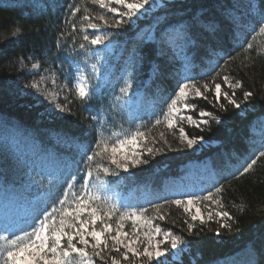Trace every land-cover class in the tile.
I'll return each mask as SVG.
<instances>
[{
  "label": "trees",
  "instance_id": "1",
  "mask_svg": "<svg viewBox=\"0 0 264 264\" xmlns=\"http://www.w3.org/2000/svg\"><path fill=\"white\" fill-rule=\"evenodd\" d=\"M246 1L248 10L238 0H219V3L217 0H167L157 11L137 20L135 24H125L118 30L109 29L112 33L110 41L116 44V54L108 58L111 70L106 81L100 82L91 75V63L95 57L79 52V36L73 37L75 46L68 44L71 51H58L53 43L58 39L61 28L67 31L64 20L69 4L81 8V13L74 18L78 29L86 27L80 20L82 15L106 14L111 17L114 14L107 13L92 0H0V120L17 122L40 144L42 154L52 153L59 161L65 162L78 160V145L93 140L91 130L95 121L92 117L97 114L99 128L109 141L141 128L145 136L139 139L146 141L148 148L153 149L151 154L145 150L141 157L149 162L129 167L127 172L121 171L118 176L108 177L109 185L128 198L125 204L110 200L125 207L149 208L146 219L151 218L162 230H170L182 237L181 245L188 252L181 262L171 261V264H264V159L258 161L246 176L224 182L225 191L219 194V198L222 199L223 210L235 218L236 224L231 231L222 229L219 237L214 235L217 227L214 222H209L212 231L207 227L199 231L197 221V230L188 234L184 220L190 214L166 203L170 199L180 198V194L167 191V182L187 184L193 179L196 182L188 193L207 195L209 191H214L213 186L223 176L241 168L258 151L264 150V132L253 133L255 125L264 119V36L249 34L250 29L243 25L240 31L222 26L216 34L194 30L192 43L175 44L180 49L178 54L172 50V45L147 40L148 35L151 32L155 34L166 19L187 20L209 11L220 13L221 5H234L232 14L241 20H248L255 15L250 5L259 6L260 0ZM17 28L20 34L13 37L12 32ZM253 35L256 36L255 40H252ZM245 38L256 49L257 55L252 60L245 53L237 55V40L243 42ZM134 55L142 56L143 60L130 68ZM228 56H235L236 59L221 72V76L227 73L242 80L244 87L236 90L237 99L242 100V93L248 90L254 91L255 97L247 104L242 103L243 110L227 105V111H219L218 107L213 106V94L205 92L208 99L194 97L188 100L189 104L196 105L193 114L198 117L200 110L210 111L219 116L221 123L211 121L210 126L199 128L180 125L190 138L203 137V140L217 143V146L198 154L186 144H181L179 132L168 129L166 123L150 127L155 119L163 120L162 112L167 111L170 98L175 99L173 93L178 92V83L185 72V57L191 61L188 75L202 85L209 74L215 75L216 71H220L222 58ZM21 58L27 67L19 64ZM33 62L56 71H60L63 65L62 72L68 75L69 65H72V72L78 73V76L85 75L93 89L99 86L100 95L93 97L89 105H83L75 96H70L68 99L71 102L67 107L71 109V115L53 112L48 105H39L33 98L23 96L15 87V84L22 87L31 81ZM77 66L79 72L76 71ZM130 71L131 101L125 103L128 97L116 101L114 97L121 95L120 88L129 79ZM217 82L222 84V93L230 91L221 79L218 78ZM138 94H141V98L136 102ZM219 102L226 104L223 97ZM61 104H65V98ZM137 108L141 119L133 121L131 113ZM173 131L176 135H173ZM161 133L170 147L160 139ZM207 164L211 173L207 177L195 178L194 175ZM3 178L7 183L11 182L9 175L0 173V179ZM155 204L165 205L160 211L165 216L164 220L155 218L156 214L152 211ZM115 220L113 217V222ZM123 224L127 231L133 230L131 220H125ZM165 248L169 259L172 257L171 249L168 246Z\"/></svg>",
  "mask_w": 264,
  "mask_h": 264
},
{
  "label": "snow or ice",
  "instance_id": "2",
  "mask_svg": "<svg viewBox=\"0 0 264 264\" xmlns=\"http://www.w3.org/2000/svg\"><path fill=\"white\" fill-rule=\"evenodd\" d=\"M92 3L114 15L111 17L106 14L82 15L80 20L86 24V27L78 29L74 18L78 13H81V8L75 4H69L67 6L68 14L64 20L67 31L63 28L59 30L58 39L54 41L53 46L58 51L68 49L69 43H72L73 46L76 45L73 37L79 36V52L85 56L95 57L94 62L91 63V75L101 81L104 79L102 72L111 70L107 56L111 52L110 37L112 33L108 30H118L125 24H135L136 20H133V17L138 20L140 16L146 15L156 7V4L154 0H133L132 3H128L127 0H92ZM113 5H122L126 10L118 11ZM250 7L255 11V15L248 20H241L240 17L233 15L235 6L231 4H228L227 7L221 5L220 13L209 11L198 18L190 17L187 20L166 19L159 30L147 37V40L168 45L181 42L188 45L193 42L194 30L203 31L206 34H216L222 26L240 31L242 25L250 29L249 34L255 33L264 36V0H260L259 6L251 4ZM141 9L144 11L141 12ZM19 34V28L12 32L13 37ZM255 38L256 36L253 35L252 40ZM141 42H144V38ZM237 43L239 44L237 55L241 52L245 53L249 60L257 55L254 44L247 38L243 42L237 40ZM71 50L68 49V51ZM235 59V56L222 58L223 67L220 68V71H216L215 75L209 74L208 79L201 85L200 81L188 75L191 61L185 57V72L182 81L178 83V92L173 93L175 99L170 98L167 111L162 112L163 120L155 119L154 124H151L150 127L166 123L168 129H178L179 142L186 144L188 148L202 141L203 137L190 138L184 127L179 126L177 122L187 119L197 128L201 125L208 127L211 121L220 124L219 116L210 111L200 110L198 112L200 120L197 122L190 115L187 117L179 115L177 101L187 100L189 92L194 97L208 99L205 92H211L215 100L213 106L218 107L219 111H227V105L234 109H242V103H249L256 93L251 90L244 91L242 100L237 99L236 90L244 87L242 80L235 79L227 73L221 76V72L228 68L229 63ZM142 60V56L134 55L130 62V68L136 67ZM19 64L27 67L23 58L19 60ZM217 66H220L219 62ZM40 68L39 62L31 63L32 70ZM44 71L51 72L52 69L46 68ZM60 71H63V65H61ZM76 71L79 72V66ZM69 73L70 78L74 81V92L72 89L67 91L73 94L81 104L89 105L93 97L100 95L99 86L93 89L83 74L77 77L72 72V65H69ZM131 75L130 71L129 79H126L123 87L120 88L121 95L114 97L116 101H120L123 97H128L125 103L131 101ZM218 78L230 91L222 93V84L217 82ZM45 79V76H41L39 81L29 83L25 87L29 90L40 91L39 84ZM52 83L55 84V80ZM65 87L67 86L65 85ZM44 91L47 92V89ZM221 95L226 104L219 102ZM70 102L66 95L65 104L57 103L55 108L61 114L71 115L72 111L67 107ZM184 108H191L195 111L196 105L185 103ZM131 117L133 121L141 119L138 115V108L131 113ZM92 120L95 121L91 130L94 138L91 142L78 145V160L73 159L71 162H65L52 158L51 167L46 172V175L51 177L47 181V187L43 181L36 185L29 182L23 186L27 207L22 219L27 227L14 231L17 228V222L6 216L0 217V264H98V262L100 264H153L155 258L165 255V250L161 249L162 244L167 243L170 249H176L182 242L180 235H176L170 230H162L159 226H151V218L145 220V214L149 213V208L125 207L111 201L106 195L109 191L108 177L118 176L121 171L127 172L132 166L148 164L147 159L141 158L143 153L132 152L131 155H128L122 151L126 146L136 144L139 138L145 136V132L141 128H136L130 134L109 141L105 138L103 130L99 128V114L93 116ZM5 126L6 122L0 120V128ZM173 135H176L175 131H173ZM160 139L165 145H168L163 133L160 134ZM168 146L170 147V145ZM146 151L151 154L153 149L147 148ZM262 159H264V150L258 151L241 168L223 176L221 181L213 186L214 191H209L207 195L192 194L184 199L182 198L183 193H181V198H173L166 203L190 214L184 220L188 234L197 230V221L200 225L199 231H203L206 227L212 231L209 222H214L217 224L214 235L219 237L222 229L231 231L233 225L236 224L235 218L228 211L223 210L224 205L222 199L219 198V194L225 191L224 182L238 180L246 176ZM65 172L67 175H64ZM54 189L59 195L53 199ZM214 197H216L215 204L221 210H209L206 214L203 213L197 205L202 201H213ZM164 206L163 204L153 206L152 211L156 214V219H165V216L160 214ZM193 207L196 208L195 212H192ZM241 211H243L242 208ZM113 217L116 218L115 222H113ZM125 220L133 222L131 239L127 238L129 233L124 231L123 221ZM138 221H144L150 225L149 230L143 233L145 237L143 240L136 230ZM157 236H160V239H156ZM177 255L176 252H173L172 257L159 261V264H171Z\"/></svg>",
  "mask_w": 264,
  "mask_h": 264
},
{
  "label": "rangeland",
  "instance_id": "3",
  "mask_svg": "<svg viewBox=\"0 0 264 264\" xmlns=\"http://www.w3.org/2000/svg\"><path fill=\"white\" fill-rule=\"evenodd\" d=\"M166 1L167 0H154L156 7L152 8V10L148 12L146 15L140 16L138 20H142L145 17L157 11V9L161 7ZM238 1L241 2L243 8H246L247 10L249 9L246 0H238ZM127 2L132 3L133 0H127ZM113 6H115L118 9V11L126 10L122 5H113ZM140 11L143 12L144 10L141 9ZM133 20H136L137 22L136 17H133ZM150 35H153V32H151L148 35V37ZM148 41L153 42L151 40ZM110 43H111V52L108 54L107 59L111 58L116 54V48H115L116 44L113 43L112 41H110ZM172 50L176 54L180 52L179 47H177L176 45H172ZM44 69L45 68L41 66L39 70L31 69L30 71L32 79L31 81L28 82V84L39 81L41 76L46 77V79L39 84L40 91L29 90L25 86L21 87L19 84H15V87L20 90L23 96H29L34 100H36L39 105H44V104L48 105L53 112L61 114L56 110L55 104L57 103L61 104L62 99H64L66 95L68 97L70 96L74 97L73 94L67 91L68 89H72L74 92V81L70 78V75L64 72L56 71L53 69L51 72H45ZM75 74L77 77H79L78 73ZM102 75L104 79L101 81L104 82L107 79L108 71L104 70L102 72ZM53 80H55V84L52 83ZM65 85L67 87H65ZM45 89H47V92L44 91ZM222 97L223 96L221 95L220 99ZM138 98H141V94L137 95V99L135 100L136 102L138 101ZM193 98H194L193 94L189 92L187 100L180 99L177 101L179 115L183 117H187L190 115L194 119H196L197 122H199L200 118L199 116L195 117V115L193 114V112H195L194 110H192L191 108L188 109L184 108V104L188 103V100ZM158 103H160V101H158ZM241 110H243V108ZM177 123L179 126L181 124H188L192 127H195L194 125L189 123L187 119L178 121ZM172 130H176L178 132V129H172ZM262 132H264V119H262L258 124H256L255 128L253 129V133L255 134H260ZM146 143H147L146 141L142 142L140 139H138L136 144L126 146L122 151L128 155H131L132 152L144 153V151L149 147V144ZM217 145H218L217 143H211V142H207L206 140H202L197 144L193 145V147L191 148L194 152L199 154L204 149H208L210 147H214ZM41 151L42 149L40 147V144L36 142L35 138L31 135V133L27 132L17 122L15 121L6 122V126L4 128H0V163H1L0 173H2L5 176L9 175L11 178L10 183H7L4 178L0 179V217L6 216L12 220H15L17 222V228H15L14 231H19L20 228L27 227V225L23 222L22 219L25 215V210L27 207L26 198H25L26 194L23 191V186H25L29 182H31L33 185H36L38 182L43 181L45 187H47V181L48 179H51V177L47 176L46 172L51 167L52 158L58 160L52 153L42 154ZM199 173L195 174L194 177L195 178L203 177V176L207 177L211 173L209 164L202 167ZM64 175H67V173L65 172ZM195 182L196 180L193 179L189 181V183L187 184H184L180 181H175V182L169 181L167 182V191L177 194L183 193L182 198L187 199L188 195H192L189 194L188 191L193 190ZM53 192L54 195L52 198L54 199L55 196L58 195V192L55 189L53 190ZM106 195L109 197V199L116 200L120 204H125L128 200V198L123 197L122 193L112 185H109V191L106 193ZM197 206L205 214L209 210L212 211L221 210L219 206L212 201H209L208 203L201 202ZM195 211L196 208L193 207L192 212ZM145 220L147 219L145 218ZM151 226H156L153 221ZM149 228L150 225L144 223V221H138L136 223L137 233L142 240L145 239L143 233L146 230H149ZM124 231L129 233V236L127 238L131 239L133 230L127 231L124 226ZM156 239H160V236H157ZM166 246H168L167 243L161 245V249L165 250V255L155 258L153 260V264H159V261L168 259V252L165 248ZM173 252H176L178 255L172 261L181 262L183 256L188 251L180 243L176 249H171V253ZM230 264H234V263L230 262Z\"/></svg>",
  "mask_w": 264,
  "mask_h": 264
}]
</instances>
